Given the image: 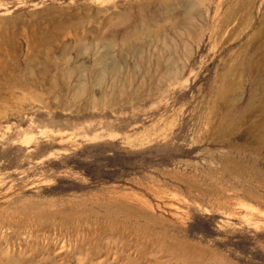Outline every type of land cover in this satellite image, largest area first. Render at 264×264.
<instances>
[{"label": "rangeland", "instance_id": "rangeland-1", "mask_svg": "<svg viewBox=\"0 0 264 264\" xmlns=\"http://www.w3.org/2000/svg\"><path fill=\"white\" fill-rule=\"evenodd\" d=\"M0 264H264V0H0Z\"/></svg>", "mask_w": 264, "mask_h": 264}]
</instances>
